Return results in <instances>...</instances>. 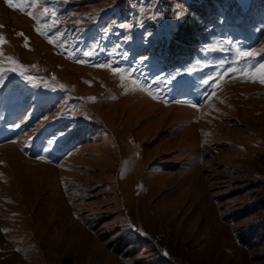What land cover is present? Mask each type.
<instances>
[{
    "label": "rangeland",
    "instance_id": "374dc122",
    "mask_svg": "<svg viewBox=\"0 0 264 264\" xmlns=\"http://www.w3.org/2000/svg\"><path fill=\"white\" fill-rule=\"evenodd\" d=\"M11 2L27 7L0 0V67L22 65L0 85V264H264L234 220L264 198L247 78L264 0Z\"/></svg>",
    "mask_w": 264,
    "mask_h": 264
},
{
    "label": "trees",
    "instance_id": "16d2710c",
    "mask_svg": "<svg viewBox=\"0 0 264 264\" xmlns=\"http://www.w3.org/2000/svg\"><path fill=\"white\" fill-rule=\"evenodd\" d=\"M251 215H253V219L246 220ZM234 220L238 224L236 233L239 242L249 250L256 251V255L253 256L254 260L264 261V252H260L261 249H264V198L258 202L241 207L238 213L234 215ZM125 241H127V239L123 240L122 243H124V245L126 244ZM134 243L133 245L131 244V247H138L140 241H134ZM129 249L121 250L119 246V251L122 252L127 253ZM166 259L167 258H164V260Z\"/></svg>",
    "mask_w": 264,
    "mask_h": 264
},
{
    "label": "snow or ice",
    "instance_id": "6c2138e0",
    "mask_svg": "<svg viewBox=\"0 0 264 264\" xmlns=\"http://www.w3.org/2000/svg\"><path fill=\"white\" fill-rule=\"evenodd\" d=\"M8 3H9V7L19 9L21 12H24L26 10V7H27L22 2L21 3H12L11 0H8ZM49 11L50 10L48 8L44 9V13L45 14L49 13ZM28 15L32 16L33 14L31 12H28ZM52 15L55 16V12H52ZM126 27L131 28L132 26L131 25H127ZM36 31L41 33V34H44L42 29L39 28V27L36 28ZM125 39H131V36L130 35L126 36ZM0 42H2V41H0ZM237 52L239 53L240 57H252V56L255 55V53H253V52H241L239 49H237ZM93 54H94L93 52L89 51V52L85 53V56H89L90 57ZM141 59H146V58H141ZM9 61L12 64V66L10 68L5 69L3 67H0V85H2L4 80L6 79L5 76H4V73L6 71L17 72L18 68L22 67V65H19L11 57H9ZM80 62L84 63V61H80ZM97 66L101 67V68H110V67H112L111 65L106 64V63L99 64ZM112 70L114 72H121L122 71L119 67L112 68ZM123 71H127V70L125 69ZM232 71L235 72L236 70L232 69ZM241 71H243V70H241ZM21 75H24V73L21 72ZM25 78L28 79L31 82V78L30 77H25ZM247 78L252 80V81H255V80L258 79L261 83H264V64L260 65L259 69H257V71L255 73H248L247 74ZM122 79H123V77H122ZM211 82L214 83V81H211ZM204 83L205 84H209L210 81L209 80H205ZM92 99H95V98L93 97ZM41 159H44V157H41Z\"/></svg>",
    "mask_w": 264,
    "mask_h": 264
}]
</instances>
